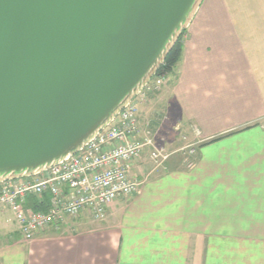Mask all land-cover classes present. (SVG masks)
Masks as SVG:
<instances>
[{
    "label": "crops",
    "instance_id": "obj_1",
    "mask_svg": "<svg viewBox=\"0 0 264 264\" xmlns=\"http://www.w3.org/2000/svg\"><path fill=\"white\" fill-rule=\"evenodd\" d=\"M159 97L187 129L161 143L162 166L134 161L140 192L30 240L0 204V264H264V0H203Z\"/></svg>",
    "mask_w": 264,
    "mask_h": 264
},
{
    "label": "water",
    "instance_id": "obj_2",
    "mask_svg": "<svg viewBox=\"0 0 264 264\" xmlns=\"http://www.w3.org/2000/svg\"><path fill=\"white\" fill-rule=\"evenodd\" d=\"M203 0H0V182L81 150L157 73Z\"/></svg>",
    "mask_w": 264,
    "mask_h": 264
},
{
    "label": "built area",
    "instance_id": "obj_3",
    "mask_svg": "<svg viewBox=\"0 0 264 264\" xmlns=\"http://www.w3.org/2000/svg\"><path fill=\"white\" fill-rule=\"evenodd\" d=\"M168 80L169 73H156L116 118L75 154L36 175L0 182V204L12 210L24 239L30 240L85 210L94 219L103 220L114 200L140 192L147 174L134 173V161L148 150L156 168L171 153L156 141L152 130L143 128L139 105ZM173 129L181 130V125ZM196 144L182 148L189 169L197 162ZM44 193L49 194L46 210L25 204L29 197Z\"/></svg>",
    "mask_w": 264,
    "mask_h": 264
},
{
    "label": "rangeland",
    "instance_id": "obj_4",
    "mask_svg": "<svg viewBox=\"0 0 264 264\" xmlns=\"http://www.w3.org/2000/svg\"><path fill=\"white\" fill-rule=\"evenodd\" d=\"M163 86H161L160 89L153 91L150 94L149 99L141 104H144L145 107L144 119H142L143 128L152 130V133L156 134V141L159 144L163 143L165 138L171 135L174 131L177 132L176 130L172 129L174 128L172 125L175 123V117L172 115V113L170 114L167 111V108L164 105V99L159 97L163 90ZM186 129L187 128L184 127V129H181L180 132L183 130L184 133V130ZM147 163H149V166H153V163H150L149 160H147ZM12 226H15L13 222Z\"/></svg>",
    "mask_w": 264,
    "mask_h": 264
},
{
    "label": "trees",
    "instance_id": "obj_5",
    "mask_svg": "<svg viewBox=\"0 0 264 264\" xmlns=\"http://www.w3.org/2000/svg\"><path fill=\"white\" fill-rule=\"evenodd\" d=\"M186 32V29L183 30L181 36L175 43L174 47L171 49V51L168 53L165 61L163 64L160 66L159 70L157 71V74H160L162 72L166 73H172L175 66L179 62L182 51H183V35ZM49 202V194L44 193L39 197H29L25 204L28 206H32L34 209H40V208H46L47 204Z\"/></svg>",
    "mask_w": 264,
    "mask_h": 264
}]
</instances>
